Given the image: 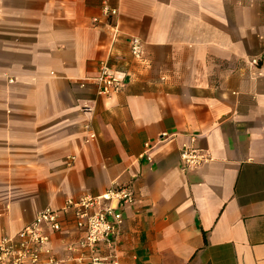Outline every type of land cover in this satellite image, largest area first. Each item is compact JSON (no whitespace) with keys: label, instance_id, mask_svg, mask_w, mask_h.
Segmentation results:
<instances>
[{"label":"crops","instance_id":"obj_1","mask_svg":"<svg viewBox=\"0 0 264 264\" xmlns=\"http://www.w3.org/2000/svg\"><path fill=\"white\" fill-rule=\"evenodd\" d=\"M263 36L264 0H0V237L128 183L120 264H264ZM103 57L125 73L110 95L78 80ZM183 143L210 158L180 170ZM60 220L59 264H89L67 257L72 208Z\"/></svg>","mask_w":264,"mask_h":264},{"label":"built area","instance_id":"obj_2","mask_svg":"<svg viewBox=\"0 0 264 264\" xmlns=\"http://www.w3.org/2000/svg\"><path fill=\"white\" fill-rule=\"evenodd\" d=\"M101 11L106 17L118 13L116 7L106 3ZM128 49L131 56L140 58V40L137 36L128 37ZM263 60L264 36L259 52L252 55L248 62L257 64ZM124 74L109 57H103L98 62L95 74L78 77V80L81 86L92 84L99 95H110L122 88ZM83 108L88 106L84 105ZM86 127L85 140L95 138V131L88 124ZM147 148L145 142L143 155L146 159L149 158L145 152ZM209 158L207 150L193 143H183L178 148V166L182 171L195 168ZM132 198L130 184L113 182L99 194L84 193L76 198H68L62 208L45 205L30 222L0 237V264H59L62 259L54 254L45 228L60 229V210L66 208H72L76 226L83 229L80 237L68 244L67 249L73 253L67 257L79 262L86 260L89 264H120L117 244L122 221L121 206Z\"/></svg>","mask_w":264,"mask_h":264}]
</instances>
